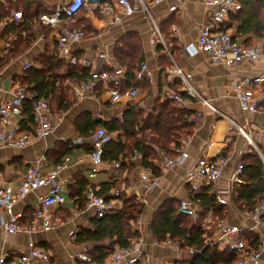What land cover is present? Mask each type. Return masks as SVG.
Instances as JSON below:
<instances>
[{"label":"crops","instance_id":"crops-1","mask_svg":"<svg viewBox=\"0 0 264 264\" xmlns=\"http://www.w3.org/2000/svg\"><path fill=\"white\" fill-rule=\"evenodd\" d=\"M208 1L168 0L152 7L153 16L165 38V45H153L151 43L153 34L150 30V20L142 12L125 18L118 25L110 24L93 13L88 14L86 25L92 31H88L87 39L76 44L73 51L81 54L92 51L104 52L107 55L106 66L118 68L120 66L116 56L118 42L127 34L136 33L143 41L144 60L142 63L147 62L149 64L153 80L143 78L138 73L139 69L134 71L138 86L127 87V89H139L140 97L135 101L124 100L119 104H113L108 95L103 92L104 94H100L97 98L76 100L72 108L66 112L58 111L55 104L51 102V114L58 121V125L50 137L35 138L23 149H0V182L10 181L15 186L20 183L32 166L39 163L42 171L47 173L52 171L65 157L71 158L69 168L60 175V180L64 181L65 184L67 201L63 205L48 209L53 214L55 222L53 230L38 232L33 235H6L3 229V221L8 219V215L0 208V256L5 252L13 256L19 252L16 249L18 246H22L26 250V246L30 242H34L38 248L50 253V264H89L79 260L78 255L85 253L92 258L91 252L100 244H78L76 237L72 238L70 232L77 230L78 233L82 228L89 227L91 220L95 218L92 212L87 210L85 202L84 205L81 203L88 190L93 188L98 192L103 184L110 183L115 185L106 194L107 197H110L116 188H124L130 185L133 187V193L129 196H137L144 206V212L141 214L143 225L139 229L134 222L133 229L139 232V237L135 242L139 238L142 239V247L148 256V264H170L171 262L183 261L185 260L184 253L177 252L170 244L156 239L154 231L163 224L158 212L170 201L179 203L182 199L193 198L189 186L184 182L185 171L199 157L205 155L209 158H215L221 152L232 156V160L225 169L223 177L213 187H209L207 192L215 196L218 204L226 208L227 214L221 215L226 222L235 224L244 222L248 228L254 226L246 215L248 212L235 206L236 193L230 191L229 183V177L235 163L237 159L242 157V153L246 149V142L242 137L234 138L231 141L227 137L228 123L213 110L196 102L191 103L190 111H192L193 116L191 119L194 126L192 134L189 135L191 139L188 148L190 159L183 167L166 171L160 170L159 175L157 174V184L151 189H148L141 180V175L144 173V166L141 161L128 163L123 156L115 162L105 160L96 178L89 179L92 147L88 142V136L92 131L88 135H83L77 130V124L86 121V119H90L91 122L104 121L108 123L118 120L122 124L125 114L130 112L133 107L135 112L142 114L143 117L151 114L156 115L160 111V104L166 100V92L168 90H181L180 81L171 83L163 73L164 68L178 65L192 74L197 89L206 98L211 99L219 111L230 114L239 122L249 120L253 124L258 135L261 136L259 145L264 152V114L243 113L240 110L234 88L236 79L246 75L264 74V8L254 6L247 10L239 0L238 10L230 16V32L234 39L243 44L259 46L262 53L255 61L227 68L216 65L206 53L198 49L200 28L209 20L215 9L208 4ZM173 5L176 6L175 10L171 9ZM36 11L37 5L32 9L33 14ZM246 13H250V15L253 13V23H260L258 30L255 26L249 31L244 30L242 23L237 18ZM180 14H182V18L179 16ZM174 27L178 29L177 32L173 31ZM3 30L4 28L0 25V70L5 77L3 85L0 86V100L9 98L13 94L9 78L15 76L24 82V65L32 63L33 67L38 69L37 58L41 57L48 47L53 50L56 46L54 34L50 33L43 38L38 37L33 46L21 56L12 57L11 51L5 48V39L2 38ZM189 46H194L196 52L190 51ZM154 50L157 52L156 56L153 55ZM65 62V66L59 73L66 75L67 83L73 87L81 79V76L66 60ZM129 80L127 72L124 85ZM30 105L27 103L24 106L23 114L20 117L22 129L28 131H31L33 125ZM134 131L137 137L141 138L143 132L149 134L151 129H145L142 121L136 125ZM112 133L115 136L114 142L123 144L128 142V135L123 131ZM79 138L82 143L77 142ZM220 142L226 146H217L216 143ZM155 148L157 150L158 147ZM135 152L136 150L133 151V153ZM118 162L121 166L116 167L115 164ZM49 188L45 187L31 192L17 204L16 211L22 214L23 224L33 222L37 200L45 195ZM82 188L85 189L82 190ZM202 211L201 221L197 223L207 231L205 237H212L214 233L212 229L216 222L214 210L211 209L212 212L208 214L204 213L203 208ZM76 212H78V216L74 217ZM252 232L259 237L264 235V229L253 230ZM209 250L219 261L231 257L227 250H225L226 256L215 251V246L210 247ZM12 256L9 258V263L12 262ZM262 264H264V259Z\"/></svg>","mask_w":264,"mask_h":264},{"label":"built area","instance_id":"built-area-1","mask_svg":"<svg viewBox=\"0 0 264 264\" xmlns=\"http://www.w3.org/2000/svg\"><path fill=\"white\" fill-rule=\"evenodd\" d=\"M32 9L40 4L47 11L33 14L38 20V27H35L36 41L38 37L43 38L44 33L39 32L40 28H47L54 34L59 56L74 67L81 76V79L73 86V95L76 100L87 98H97L103 92L109 97L113 104H119L124 100L135 101L140 97L138 88L123 90L126 81L127 69L119 66L109 68L106 66L107 55L104 52L77 53L73 51L76 44L81 43L88 37V31L78 28L75 25L79 22L78 17L83 12L85 20L88 14L93 13L110 24L118 25L125 18L132 17L137 13H144L150 20V30L152 32L151 43L153 45H165L164 36L158 22L152 13V7L168 0H31ZM20 0H0L9 12V17L1 21L0 25L5 28L10 23H20L24 20L25 13L19 5ZM19 5V7L17 6ZM208 4L215 9L209 20L202 25L199 31L198 49L206 53L213 63L224 67H232L252 62L261 56L262 50L256 45H246L234 39L230 32V16L239 8V0H209ZM176 6L171 9L175 10ZM182 18V14L179 15ZM177 32V28H173ZM49 33V34H50ZM44 34V35H43ZM5 48L11 51L14 44L11 41L4 42ZM188 49L196 52L194 46ZM153 55H157L154 50ZM33 67L32 63H26L23 69L26 71ZM138 73L143 78L153 80V75L149 64H140ZM163 73L169 78L171 83L180 81L181 90H168L166 98L172 100L176 107L181 110H190L191 103H199L220 115L228 123L227 137L232 141L234 138L242 137L246 142V149L242 157L237 159L232 173L229 177L230 191L236 190L245 184L244 180V158L250 152L256 151L263 164L264 152L260 148L259 141L261 136L249 120L239 122L230 114L219 111L211 99L206 98L195 86L193 76L184 68L172 65L163 69ZM5 77L0 70V86L3 85ZM12 89V96L0 100V149L14 148L23 149L27 147L35 138L45 139L51 136L58 121L51 114V103L46 98H36L35 94L27 89L17 77L9 78ZM236 97L240 110L245 114H264V74L246 75L234 81ZM103 93V94H104ZM26 102L32 103L33 125L31 131L23 130L20 124V117ZM200 115V114H199ZM193 116L191 115L190 118ZM192 120V119H191ZM115 141V136L105 127H98L88 138L92 147L90 154L91 168L88 174L89 179L96 178L100 169L104 165V154L106 146ZM78 143L82 140L77 139ZM191 144L189 136H182L177 144L173 146L171 153H166L157 148L158 155L155 159L156 165L160 170H172L183 167L190 159L188 148ZM143 160V154L136 151L133 156L125 158V161ZM232 160V156L227 153H219L215 158L205 155L196 159L185 171L184 182L189 186L193 198L182 199L178 204V212L190 217L194 222L201 221L202 207L196 201L198 195L205 189L213 187L224 175V171ZM71 158L58 163L50 172H43L38 163L26 172L20 183L15 186L10 181L0 182V208L3 209L8 219L3 221V229L6 235L27 234L33 235L38 232H49L55 228L53 214L48 210L53 206H60L66 203L64 181L60 180V175L69 168ZM116 167L121 166L118 162ZM157 174L152 167H144L141 180L148 189L157 184ZM50 187L48 192L39 197L34 208V220L32 223L23 224L22 214L16 211L17 204L29 193L38 189ZM133 193L130 185L124 188H116L110 197H105L90 188L86 194L87 210L91 211L94 217L103 218L106 215L116 212L123 205V195ZM247 217L253 222L254 226L246 227L244 222L228 223L226 220L216 221L212 231V237L206 238L208 248L215 246L222 241L226 245L231 257H236L235 264H262L264 259V235L260 236L257 249L248 251V241L243 237L247 231H259L264 229V203H259L253 212L246 213ZM78 216V212L74 217ZM140 229L143 225L140 216L135 221ZM70 236L75 238L77 230H72ZM166 243L173 246L177 252L184 253L185 260L172 262L171 264H191V258L199 251L191 248L184 250L179 242L166 240ZM19 252L13 256L5 252L0 256V264H50L51 255L48 251L42 250L34 242L26 246L16 248ZM12 256V262L9 258ZM78 259L82 262L94 264L92 258L80 253ZM104 264H148V256L142 247V239H138L129 248L117 246L114 252L107 257Z\"/></svg>","mask_w":264,"mask_h":264},{"label":"trees","instance_id":"trees-1","mask_svg":"<svg viewBox=\"0 0 264 264\" xmlns=\"http://www.w3.org/2000/svg\"><path fill=\"white\" fill-rule=\"evenodd\" d=\"M241 2L247 10H249V7L254 6L264 8V0H241ZM32 4L31 0H20L19 5L25 13L24 20L20 23L12 22L3 30L2 38L14 44V48L10 52L12 57L21 56L36 41L35 27H38L39 24L33 16ZM19 5L17 4L18 7ZM45 11H47L46 8L40 4L37 14L39 15ZM252 16L253 13L251 15L246 13L237 18L246 31L253 29V26L258 30L260 23L254 24ZM8 17L9 12L4 4L0 3V23ZM78 24L75 26L88 31L87 27ZM39 32L44 33L45 36L50 33L47 28L42 27ZM116 56L120 66L127 69L128 80L130 79L123 86V90H128L127 87H137L134 71L139 69L144 60L141 37L136 33H130L122 37L116 47ZM37 63L38 69L31 67L24 72V82L22 83L36 95V98H46L50 103H54L58 111L66 112L70 110L76 103V99L73 95V87L67 83L66 75L59 73L66 62L59 56L57 45L53 50L48 47L46 52L37 58ZM27 103L32 105L31 102H26L25 106ZM31 105L29 108L32 110ZM191 115L192 111L181 110L176 107L172 100L166 98L160 104V111L156 115L151 114L143 117L142 114L136 113L133 107L130 112L128 111L125 114L122 124L118 120L108 123L104 121L91 122L90 119H86V121L77 124V130L83 135H88L92 131L88 138L100 126L105 127L109 132L123 131L128 135V142L126 144L116 142L108 144L104 161L111 160L115 162L121 156L124 158L131 157L134 154L133 151L136 150L143 154L141 164L144 167H152L154 173L159 175L160 169L155 163L158 155L155 147L166 153H171L179 138L192 134L194 124L190 118ZM142 121L144 128L151 129V132L149 134L143 132L141 138H138L134 130L136 125ZM244 163L243 177L245 184L237 189L234 203L242 211L253 212L259 203H264V164L259 154L254 150H250L245 156ZM114 185L105 183L98 193L107 197L106 194L112 190ZM84 189L82 188V190ZM208 189L195 197L196 201L205 210V214L212 212V209L214 210V220H224L221 215L227 214L226 208L218 204L216 197L207 192ZM86 194L81 203L84 205L85 202L87 207ZM122 201V207L116 212L103 218H93L89 227H84L77 233L76 242L78 244H100L91 252L94 264H104L106 258L114 252L116 246L129 248L139 237V232L133 229V223L143 214L144 206L135 195H123ZM178 204V202L170 201L159 210L158 216L163 224L154 231L156 239L161 242L168 239L179 242L184 250L197 249L199 252L192 256L191 264H235L236 257H229L221 261L215 259L206 243L204 235L207 234V231L202 229L190 217L181 215L178 212ZM80 208L83 207L80 206ZM243 237L248 241L249 252L257 249L260 239L257 234L247 231L243 234Z\"/></svg>","mask_w":264,"mask_h":264},{"label":"rangeland","instance_id":"rangeland-1","mask_svg":"<svg viewBox=\"0 0 264 264\" xmlns=\"http://www.w3.org/2000/svg\"><path fill=\"white\" fill-rule=\"evenodd\" d=\"M78 19H79V24L78 25H86L87 23H86V20H85V13L83 12L82 14H80V16L78 17ZM86 27H87V25H86ZM88 28V31L89 32H91L92 30H90V28L89 27H87ZM217 144V146H222V147H224V146H226L224 143H222V142H220V143H216ZM209 237V236H208ZM206 238H207V236H206ZM210 239H211V237H210ZM225 248H226V245H225V243L224 242H222V241H220V242H218V243H216L215 244V251H217L218 253H222L223 254V256H226V254H225ZM172 263V262H171ZM170 263V264H171Z\"/></svg>","mask_w":264,"mask_h":264}]
</instances>
